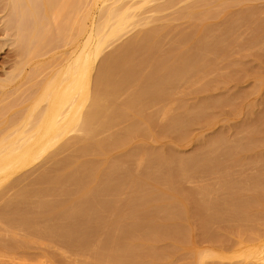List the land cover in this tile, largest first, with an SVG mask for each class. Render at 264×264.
I'll list each match as a JSON object with an SVG mask.
<instances>
[{
	"label": "rangeland",
	"instance_id": "rangeland-1",
	"mask_svg": "<svg viewBox=\"0 0 264 264\" xmlns=\"http://www.w3.org/2000/svg\"><path fill=\"white\" fill-rule=\"evenodd\" d=\"M68 3L72 4L71 1ZM199 3L201 5H199ZM94 7L92 19L99 18L96 16L100 13L97 12L98 6ZM69 8L68 5L67 11ZM65 9L64 7L63 11ZM190 10L193 13L188 15ZM67 11L64 13L67 14ZM134 11L137 13L136 15L139 16L138 19L140 18L139 23L137 21V25H135L136 23L128 25L124 31L121 33L119 32L121 35L118 33L106 41L101 50L102 52H100L99 57L97 56V59H95L96 61H94L95 68L100 64L104 56L113 55L116 58L118 54L120 59L117 57L118 60L115 59V61H124V65L120 63L121 67L118 66L119 64L115 67L113 63V68L116 69V72L118 71L119 73V68L124 66L126 72L127 69H129L128 71L130 74H128V72L123 73L125 70H123V72L121 70L123 75L126 74L134 77L142 71L145 73V76L147 75L146 79L150 80L149 83H156L154 81L158 79L157 77L160 78L162 74L165 77L166 74L163 72L169 71V73H171L172 70H174L172 68L175 67L178 68V70H181V68L184 69L182 65L186 62H182L181 59L183 56L184 58L186 56L188 58L184 59V61L191 59L190 61L193 63V57L196 58V55L198 54L199 56L200 54L195 53L196 47L194 46H196L198 42L199 46H197V48L200 50L199 47L203 45V41L195 40H202L205 34L208 36L210 34H216L215 37L210 35L213 38V40H211L214 41L216 37L218 39V36H220L218 40L221 43L217 40V46L214 47L213 44L216 42H213L211 47L213 46L212 48L214 49L211 50L215 52L213 54V51L209 52L211 54H207L208 58L205 57V59L207 58L206 60L202 59L204 64H201L202 62L200 63L201 68L200 66L198 67L200 68L198 72H200L197 75H193L191 71L192 77L188 72L189 77L192 78H188L189 80L187 79V81L184 79L183 81L180 80L175 83V86H173V88L176 87L175 89L170 88L171 86L162 87L164 89H172L171 96L168 94H163V96L159 94L158 92L161 88L159 85V91L157 88L158 86L156 87L155 85L154 88L152 87L149 89L150 87L147 86L149 83L143 78L145 77L144 74H141L143 75L142 81L144 80L142 83L145 84L146 82L147 84L145 85L149 87L146 88V90L149 89V95L150 92L152 93L154 91H152V89H156L158 92L157 94L156 92H154L153 95L151 94L154 97V101H147L149 104H145L146 106L144 105L143 111L142 108L141 110L140 108L135 110L138 106L134 107L135 111L133 109L131 110V108L129 110V108H125V106L124 111L127 110L128 113L123 115L122 113L124 112L120 111L119 114L121 117L118 116V114L115 115L113 119L114 124H116V116L119 119L116 125L111 122L112 126L110 125L111 127H109V129L111 128L110 130H112L111 132H117L120 129L122 132L124 128H128L129 125L137 124L136 128L135 125H133L134 127L131 126L133 127L132 133H129V135L127 134V136L124 135L125 138L123 140L121 139L117 144L116 142L114 145H112L113 143L109 145L105 144L106 148L104 145L102 147L104 150L99 151L100 153L102 152L101 154L99 152H93V154L90 153L91 156L87 154L85 156L81 155L80 157L75 149L81 148L82 145L80 144L83 142H75L77 144L73 143L74 146L71 144L68 150L61 151V154L58 152L59 154L54 158L56 159L55 162H52L51 159H45L47 153L53 150V148H51L44 155L34 160L30 166L28 165V167L26 166L18 170L3 181L4 183H1L2 186L0 185V264H103L102 262L104 260L107 264H256L258 259L264 254V0H151L146 3V6H142V8L140 7V9ZM94 12L97 13V15ZM185 13L187 14L185 15ZM236 17L238 20H235ZM59 19L60 17L58 20ZM58 20L57 22L60 21ZM198 24H207L206 28L203 29L204 31H201V33L198 32ZM50 25L48 29L53 27V31V29H55L54 24L52 27ZM208 27H211V29L209 30ZM153 28H156L157 35H161V33L158 34L159 31L163 33V37L165 36L164 38H160V35L157 36L156 32L152 34V36L155 35L154 37L156 40L158 37L160 41L163 39V41L160 42L162 43L161 46L163 45L162 49H160L161 47L159 46L160 48H158L157 51V47L150 45L152 41L149 40V38L151 39L152 37L150 36L151 34L149 35L150 37L140 42L141 45H133L132 47L129 41L136 33L138 35L141 32L144 33V31L145 33H151V29L153 30ZM162 28L163 30H161ZM169 28L171 30H169ZM50 32L51 30L47 32L48 34L44 39L40 40L41 42L43 41L42 43L40 42L39 44V41H36V48H38V45H41L39 47L40 50L37 49V56H33L34 54H32L36 52L33 50V46L35 45L31 46V50H33L32 53L24 51V54L26 53L25 56L31 54V56L34 57H32L33 59L28 55V57L22 54L21 56L19 55L20 50L18 49V44L15 42L16 36L12 31L11 33H13V35L11 34L9 37L6 36L7 38L0 32V99H2L0 100V135L1 133H5L4 130L6 128L8 130L10 124L13 126L15 124V128L12 127V129H16L17 126L20 125L23 121V117L31 108L44 80L60 66L62 61H65L69 49H72L71 44L67 43V46H65L66 44L64 45V43H61L60 38H57L58 40L56 39L58 42H56V40H52L51 42L50 40L53 38L48 40L49 36L51 37V34H53H49ZM197 33L200 37H198ZM195 34V37L198 39L193 36ZM183 35L187 37L185 38ZM54 37L56 38L58 36ZM45 39H47L46 43ZM174 39L175 41H173ZM169 41L172 43L170 44ZM147 43H150L149 45L152 48L147 45ZM119 47L122 48L119 49L121 51L120 56V51L115 54V51H118ZM43 48L45 50H42ZM38 50L40 52H38ZM200 52L203 54L202 49ZM125 54L127 56H125ZM190 55L191 58H189ZM153 56L154 59L157 57L155 61L158 59V61L155 62L156 66L151 63L152 61L150 62ZM62 57L64 60H62ZM190 61H188V64H190ZM174 71L177 70L175 69ZM126 75L125 77H127ZM194 76L196 77L194 78ZM199 76L202 78H199ZM150 77L155 79L151 81L152 79H150ZM144 84L142 85L143 88L145 86ZM129 90L123 92L121 95L122 97L124 95L123 98L120 96L122 104L123 102H127L125 98ZM146 90L143 91L147 93ZM2 92H4V95H2ZM167 92L169 91L164 93ZM157 95L158 97H155ZM144 98H141V100ZM147 98L143 100L144 103L146 100H149ZM155 98H158L156 102ZM40 105L41 106H39L37 110L43 106V103H40ZM139 106L141 107V104ZM196 106L199 107V111ZM193 107L195 109H193ZM134 112L136 113L134 114ZM137 112L140 113L138 114ZM179 112H185L186 116H190L187 117V119H190L187 120L185 118V121L183 118L184 126H178V128L172 127L173 129H171V126H166L168 125L167 121L170 119L171 115L173 116L176 114V116H178L181 114ZM184 114L181 115L183 116ZM180 117L178 116V118ZM172 118H175V116ZM108 130L107 133L110 132V130ZM9 131H11V128ZM103 134L106 135L105 133ZM103 134L97 135L94 137V140H96V138L99 139ZM77 135H79L78 131H73L68 133L63 138L64 140H62L64 142H72V138ZM219 138L221 139V143L219 142ZM215 139H218L217 143H220V150L215 154L210 153L213 157L215 155L216 159H213L206 150L210 142ZM85 144L87 145L88 143ZM76 145H80V147ZM86 145L83 143V146ZM144 150L146 154L140 157V152L144 153ZM206 153H208V157ZM161 155L170 159L174 157L173 162L180 159L178 157H184V159L188 160L191 159L190 162L200 159V165L202 163L201 161L205 162V165L202 163L203 167H201L202 165L200 166L201 169L198 168L200 171L199 173L197 169V173L194 171V175H191L189 178L188 176L185 178V176L184 180L183 178L182 180L178 179V172H175L176 169L174 170V168L176 167H174L175 165L173 166V164L165 171L169 173V175L172 173L173 177L170 175V181H172L174 177H176L178 181L174 178L172 182H166V180L162 178L165 181V184H163L162 179H157L158 181L155 179L157 183L159 181L162 182L158 184L160 187L163 186V189L166 187V190L170 193L173 194L175 192L174 194L180 197L179 199L182 206L179 199H176L178 203H176V200H174V203L171 201L170 203L172 204H169L170 206L168 204L163 206V203H159L161 207L157 206L156 209V205H150L152 200L155 199V197L154 199L152 198V194L154 195L156 190L152 189L150 191L152 186H149L150 188L146 186L142 188V191L145 189L146 191H144V194H149L144 195L145 197L142 198L143 201L145 200L149 203L146 202L145 204L143 202L145 207L140 208V205L142 207L144 204L139 202V206L137 205L136 199H141V192L139 193L140 197L136 192L141 191L139 190L141 188L137 191L135 189L136 192H132L131 188L128 189V192L125 189L124 192L120 194V202L115 210L108 214V221L106 223L109 226L106 224V226H108V228L105 227L107 228L106 233H99L100 235H97L99 229H101V224H105L102 223L104 219H101V214L91 215L90 219L88 218L87 221H85L86 218L84 219L83 222H85V225L82 224V229L84 226L85 235L81 234L82 237L79 235L80 238L77 237V241L73 239L74 242L70 241L68 243L64 242L65 239L44 231L28 232L26 230L27 232H25V229L22 230L16 221L17 224L14 222V225L13 223L10 225L6 223L7 216L17 219L19 216L17 212L19 208L23 206L19 204L21 206L18 205V209L13 205H9L8 207L3 206L6 200L11 198L15 192L23 189L22 186L24 188H29L28 186L30 183V189L34 187L43 189L48 186L47 183L41 182L40 184L38 181L40 180L39 174H41V172L44 173V171H46L47 175H45L47 177L49 176L48 178H53L51 176L55 177L56 175L62 178L66 175V172L68 173L71 168L73 169L75 167L79 159L80 161L81 159H88L89 162L95 159L97 162L94 160L95 162H91V164H98L102 169L106 168L110 163L109 161L122 159L121 162L124 161L123 164H126V167L129 166V168L130 163L134 160L135 163H132L130 170L133 168V171H137V169L140 168L139 172H136L138 174L146 170L142 162H145L147 158L152 159V157H155L152 160L154 161ZM71 156L72 158H70ZM201 156L204 159L206 157V160H202L203 158ZM137 159H140L141 163H139ZM58 160H60L61 163L58 162ZM99 160L100 162H98ZM49 161L51 162L48 163ZM147 162L146 164H148ZM136 164L140 165L139 168ZM34 168H37V171ZM170 169L174 170V172H171ZM88 171L89 170L86 172L82 171V179L88 177V175H86ZM165 171L159 172L164 174ZM201 171H203L202 173L204 176L201 174ZM26 172H28L27 174L29 177ZM194 172L191 173L193 174ZM156 173L157 172H155L154 175L158 176L159 173ZM161 173L160 176L163 175H161ZM84 174L86 178L83 177ZM24 175L27 177L25 178ZM45 175L41 174V176ZM153 176L152 178L155 177ZM212 176H214L213 178L217 177L215 179L216 181ZM18 177L20 179H18ZM79 177L80 174L79 176L76 175L74 177L75 182L70 181L69 183L67 182L69 180L63 181L62 183L64 179L62 178L60 182L61 186L60 183H58L59 190L57 188L56 192L58 197L55 194H48L47 199L50 201L54 197L53 202L58 203V201L61 200L65 201L71 197H77L80 192H78L77 188L74 189V186L72 188L70 185L76 182L80 183L78 181ZM156 178H159V176ZM207 178L210 179L208 180ZM14 179H18L17 184L11 185ZM186 179L189 180L187 181ZM194 180L199 182V184ZM30 181H34L35 185H33L34 182L32 183ZM80 181L82 182V180ZM200 182H205L204 184L206 187H209V190L212 188L210 193L208 192L210 197L213 198L214 195L213 199L217 198V204L213 205L215 211L213 208H209V210L213 211V213L211 212L212 215L209 213L207 214V212L210 211H206L204 206L203 209L202 203L200 204L199 202V195H201V193L198 192V195L197 190L202 188L200 190H206L205 192L207 193L208 189V187L203 189L204 184ZM207 182L210 185H207ZM166 183L172 186L168 184L169 187ZM194 184H196V186ZM200 184L201 187L199 186ZM32 185L33 187H31ZM220 186H223V188ZM14 187H18V189L16 190ZM215 188L217 190H215ZM32 191L33 190L30 192L33 193ZM151 192L152 194H150ZM211 192H213V194H211ZM214 192H217V194ZM71 193L72 195H70ZM73 193H75V195H73ZM49 195H52V198ZM141 195L143 196V193ZM55 196L57 200H55ZM155 196L157 199L158 194H155ZM28 197L31 202H26L24 204L32 208L37 198L32 194ZM121 197L123 198L121 199ZM133 199L134 204L132 203ZM129 200L132 201L130 202ZM63 201H61V203ZM216 202L214 201V203ZM34 207L35 206H33V211L36 209V207L35 209ZM165 207H167V209ZM4 209L7 211V213L3 212L5 215L2 213ZM36 210L35 212H39L40 209ZM45 210L43 209L42 212ZM46 212L49 211L46 210L45 213ZM161 212L163 213L161 214ZM14 213L18 216L16 217ZM104 213L106 214V212ZM114 227L117 229H113ZM110 231H112L111 234ZM109 245L111 246L109 247ZM111 247L113 248L111 249ZM257 247H259V250H256ZM109 250L110 254L108 255ZM106 256H109L110 259L106 258Z\"/></svg>",
	"mask_w": 264,
	"mask_h": 264
},
{
	"label": "bare ground",
	"instance_id": "bare-ground-1",
	"mask_svg": "<svg viewBox=\"0 0 264 264\" xmlns=\"http://www.w3.org/2000/svg\"><path fill=\"white\" fill-rule=\"evenodd\" d=\"M69 1H71L72 4L68 3ZM69 1L68 0H0V22H1L0 32L2 33V35L4 37H6V36L9 37V35H11V34L13 35V33L15 34V36H16L15 42H16V44H18L17 46H18V49L20 50V54H19L20 56H21V54L25 56L26 53L24 54V51L27 53H32L33 50L36 51V52L32 53V54H34L33 56H35V55L37 56L38 55L37 49H39V47L41 45H38V48H36V41L37 42L39 41L38 43L40 44V42H41L40 40L44 39L48 34L47 32H49L50 30H51V32L49 34H51V33H53V34H51L52 35L51 37L49 36L48 40H50V38H53L50 40L52 42V40L54 41L57 38L58 39L60 38L61 43H64V45L66 44L65 46H67V43L71 44V46H72V49L71 48H70L71 50L69 49L70 52L68 51V53H67V57H65V61L64 62L62 61L63 63L61 62L60 66H58L53 71V73H51V75L48 76V78L46 80H44V82L40 86L39 92L37 93V96H36L35 100L33 101L31 108L28 110L26 115L23 117V121L19 125L20 127L17 126L16 129H12V127H14L15 124H14V126L12 124H10V126L8 127V130L6 128L4 130L5 133H1V135L3 134L2 136L0 135V185L1 186L4 183L3 181H5L11 175L16 173L18 170H20L26 166L28 167V165L30 166V164L33 163L34 160H36L39 157H41L42 155H44L51 148H53V150L50 151L49 153H47L45 159H48V160L51 159L52 162H55L56 159H54V158H56V155L59 153L61 154V151L68 150L70 145L75 143V142H78V143L83 142L84 145H86L85 143H88L86 146H83V143H82V144H80V145H82L81 148L75 149L77 151V153H79V156L81 157V155H83V156H85L87 154L90 155V153L93 154V152H99V151L104 150L102 147L105 144L109 145L110 143L111 144L113 143L112 145H114L115 142L117 144V142L121 141V139L123 140L125 138L124 135L127 136V134L129 135V133H132V131H133L132 129L134 127L133 125H135V128H136L137 124L133 120V122L135 124H133V122H132L133 125H129L128 128H124V130L122 132L120 131L121 129L118 130L119 132L118 131L117 132H115V131L111 132L112 130H110L111 128L109 129V127L112 126V123L114 124L113 119H114L115 115L118 114V116H120V114H119L120 111L124 112V113H122L123 115L125 113H128L127 110L124 111L125 108H127V107L129 108V110H130V108H131V110L132 109L134 110V107L138 106L135 110H138L139 108L141 110V108H142V111H143L144 105L149 104V103H147V101H149V102L154 101V97L152 95L154 92H156V94H157V92L159 91V86L161 88L163 86H166V87L171 86L170 88L175 89L176 87L173 88V86H175L174 85L175 83L179 82L180 80L183 81L184 79L187 81L188 78L191 79L193 77V75H197L200 72V71L198 72V70H200L201 64H204V61H202V59L206 60L208 58L207 54H211L209 52L213 51L212 54L215 52L214 50H211V49H214V48H212L213 46L214 47L217 46V40L220 37L217 35L218 39L216 37V39H214V41H212L213 38L211 36L215 37L216 34L215 35L210 34L211 36L210 35L208 36L207 34H205L203 36L202 40L196 38L195 37L196 34L193 35L196 39H198L195 41H201V42L203 41L202 42L203 45H201L199 47L200 50L197 48V46H199L198 42L196 43L197 45L194 46V47H196V49L194 48L196 50L195 53H200V54L198 56V54L196 55L194 53L197 56L196 57L193 54L196 58H194L192 55V57H193L192 62L193 63H191V61H190L191 59L184 61V59H188V58H187V56L185 58L183 56L181 60H182V62H186V63L185 64L182 63L183 65L181 64L182 67L184 68V69H182L180 67L182 71L180 69H179L180 70L179 71L178 68H176V67L172 68L174 70L176 69L177 71L172 70L171 73H169V71L163 72L164 74H166L165 77L163 76V74L162 75L160 74L161 75L160 78L155 76L158 78L156 81H154L156 83H153V82L149 83L150 80L146 79L147 75L145 76V73L142 71H141V73L139 72L140 74H137L134 77L126 75V74H124V75L122 74L123 70H125V67L123 66L124 61L123 60H122L123 62H121L120 60L115 61V59H117V57H118L117 52L120 51L119 49H122L120 47L118 48V51L117 50L115 51V54H117L116 58L113 55L104 56L102 58L100 64L97 66V68H95L96 66H94V61H96L95 59H97V56L99 57L100 52H102L101 50L103 49V46L105 45L106 41L111 39L113 36H115L119 32L121 33L122 31H124V29H126V27L128 25L135 24V23H136L135 25H137L139 23L140 18L138 19L139 16L136 15L137 13H135L134 10L140 9V7L142 8V6L143 7L146 6V3H148L151 0H127V1L126 0H73V1L69 0ZM66 5H67V7H66ZM68 5L70 8L67 11ZM199 5H201V4L199 3ZM94 6H98L97 12L98 13L100 12L101 14L99 13L98 16H96L97 13L94 12L96 14L95 16L99 17V18H95V19L93 18L92 19V14H93V10H94L93 8H95ZM64 7L66 9L63 11ZM194 7H195V5H194ZM82 8H83V10H82ZM187 10H188V8H187ZM66 11H67V14L64 13ZM191 13H193V12H191V10H190V13L188 15H190ZM186 14L187 13H185V15ZM62 15H63V17H62ZM59 17H60V19H59L60 21L58 20ZM57 20L59 22H57ZM235 20H238L237 17L235 18ZM137 21H138V23H137ZM53 24H54L55 29H53V31H52V28H53L52 25ZM49 25L52 27V28L50 27L51 29H48ZM168 25H169V23H168ZM206 26H207V24L206 25L200 24L199 27L197 28L198 32L201 33V31H204L203 29H205ZM211 27L210 28L208 27L209 30L211 29ZM47 29H48V31H47ZM161 30H163V28ZM169 30H171V29L169 28ZM11 31L13 33H11ZM148 31H150V30H148ZM154 32H156V28L155 29L153 28V30L151 29V33H149V32L145 33V31H144V33H142V32L139 33V35L136 33L137 35L135 34L136 36L134 35L129 42L131 43L132 47H133V45L134 46L138 45V44L141 45L140 42L147 39L148 37L152 36V34ZM211 32H213V31H211ZM159 33H161V35ZM158 34L160 36L157 35V32H156V35L159 36L160 38L165 37V36L163 37L162 32L158 31ZM166 35H167V32H166ZM54 36H58V37L55 38ZM154 36L155 35H153L152 37H154ZM152 37H151V39L149 38V40H152L151 44L147 43V45H149V44L151 46L154 45V47H157L156 48L157 51H158V48H160V47H161L160 49H162L163 45L161 46L162 43H160V42L163 41V39L160 41L159 37L157 40L155 37L154 38H152ZM198 37H200L199 34H198ZM166 38H167V36H166ZM153 39H155V40H153ZM46 40L47 39H45V43H46ZM57 40H56V42H58ZM173 41H175V39ZM172 42H170V44ZM213 42L214 43L216 42V43L213 44ZM218 42L221 43L219 40H218ZM59 44H60V42H59ZM212 44H213V46L211 47ZM33 45H35V46H33ZM31 46L34 47L33 50H31ZM47 46H48V43H47ZM142 46H143V43H142ZM44 47H45V45H44ZM55 47H56V45H55ZM153 49L156 50L155 48H153ZM201 49H202L203 54H201V52H200ZM39 50H38V52H40ZM42 50H45V49L43 48ZM150 51H152V50H150ZM120 54H121V51L119 53V56H120ZM28 56H30V58L33 57V56H31V54H29ZM125 56H127V55L125 54ZM210 56H212V55H210ZM205 57H207V58L205 59ZM189 58H191V55ZM27 59L30 60L29 58H27ZM155 59L153 56V58H152V60H150V62L152 61L151 63H153L156 66L155 62L158 61V59L156 61H155ZM62 60H64L63 57H62ZM132 60H134V59H132ZM188 61H190V64H188ZM116 62H118V63H116ZM113 63L115 64V67L118 64H119L118 66L121 67L120 63L121 64L123 63L122 66L124 68L122 67L123 68L122 69V68L118 67L119 68V73H118V71L116 72V69L113 68ZM134 63H136V62H134ZM137 64H139V63H137ZM199 66H200V68H198ZM127 67H128V65H127ZM121 70H122V72H121ZM128 70L129 69H127V72H128V74H130ZM196 70H197V73H196ZM93 71H94V73H93ZM160 71H159V73H160ZM191 71L193 72L192 73L193 75L191 74ZM125 72H126V70L123 73H125ZM188 72L192 75V77H189ZM120 73H121V75H120ZM141 74H144L145 77H143V75H141ZM155 74H157V73H155ZM186 74L188 75V77ZM125 75L128 78L125 77ZM185 76H186V78H185ZM142 77L144 79H146L147 83H149V84H147L145 82V84H147V86H149L150 88L147 87L144 83H142L144 81V80L142 81V79H143ZM195 77L196 76H194V78ZM199 78H202V77L199 76ZM199 78H198V80H199ZM150 79H152V78L150 77ZM154 79H152L151 81H153ZM143 84L145 85L144 86L145 89L142 86ZM154 85L156 87L159 85L157 87L158 91L156 89H152V91L153 90L154 91L152 93L150 92V95H149V89H151L152 87L154 88ZM146 88H149V89L146 90ZM161 88H160L161 93H160V91L158 93L162 94V96H163V94H166V95L168 94L169 96L172 95L171 94L172 89L170 90L169 88H165L166 89L165 90L164 88H162V90H163L162 91ZM127 90H129L127 93V97L125 96L126 97L125 100L127 99V102H125V103L123 102V104H124L123 105L122 102L120 101V96L123 94V92H126ZM143 90H146L147 93ZM166 91H169L170 93L169 92L164 93ZM124 94H126V93H124ZM2 95H4V92H2ZM147 95H149L150 97L152 96L153 98L152 97L150 98ZM0 96H1V94H0ZM144 96H145V98H144ZM123 97H124V95H123ZM147 97H149V98H147ZM155 97H158V95ZM141 98H144V99L147 98L149 100H146V102L144 103L143 102L144 99L141 100ZM150 99H153V100H150ZM156 99H158V98H155V102H156ZM0 100H2V99H0ZM40 103L41 104L43 103V106L40 107L39 110H37V108L39 106H41ZM140 104H141V107L139 106ZM194 107H193V109H195ZM161 108H160V111H161ZM164 108H165V106H164ZM198 108L199 107H197V110H198ZM200 108H201V106H200ZM135 113L136 112H134V114ZM179 113L184 114L185 112L184 113L179 112ZM138 114H136V115H138ZM142 115H143V112H142ZM180 115H178V116L180 117ZM173 116H175V118H172ZM173 116L171 115L170 119L168 118L169 122L167 121L168 125H166L169 127L171 126V129H173L175 127L178 128V126L183 127L184 126L183 123L185 121V118L187 119V117H190V116H186V113L183 115L184 117L181 115L180 118H178V116H176V114H174ZM116 118L117 119L115 120V123L117 124V120L119 118L117 116H116ZM183 118H184V121H183ZM180 119H182V120H180ZM188 119H190V118H188ZM139 121H140V119H139ZM185 123H187V122H185ZM116 124H114V125H116ZM114 125H113V127H114ZM131 126H133V127H131ZM10 128H11V131H9ZM108 129L110 130L111 133L110 132L107 133ZM147 129H149V128H147ZM73 131H78L79 135H77L75 137L71 136V137H74V138H72V140H73L72 142H69V141L64 142L63 138L68 133L73 132ZM103 133H105L106 135H104ZM99 134H101V135L103 134V136H101V137L99 136L100 137V138L98 137L99 139L96 138V140H94V137H96ZM220 138H222V137H220ZM220 138H219V142L221 143ZM217 141H218V139L212 140L210 142V144L207 146L208 149L205 148V149H207L206 152H208L209 155L213 159L215 158V155L213 157L211 154L212 153L215 154L220 150V148H219L220 143L219 142L217 143ZM75 144H77V143H75ZM80 145H76V146L80 147ZM72 146H74V144ZM222 146H223V144H222ZM105 148H106V145H105ZM227 150H228V147H227ZM70 151H72V150H70ZM136 152H138V151H136ZM145 152H146L145 150H144V153L140 152L141 153V154L139 153L140 157H141V155H145L146 154ZM71 153H73V152H71ZM208 153H206V156L208 155ZM219 153H221V152H219ZM130 154H132V153H130ZM96 155H97V153H96ZM203 155H205V154H203ZM59 156H61V155H59ZM70 158H72V156ZM153 158H155V157H152V159H150V158H147L146 160L144 159L145 162H142V163L144 164V168L146 170H145V172L138 173V174L136 172L137 171L139 172V169H140L139 164H136V165H138V168H139V169H137V171H133L134 170L133 168H132V170H130V168L132 167L131 166L132 163L133 164L135 163L134 160H132V163H130V168H129V166L126 167V164H123L124 161L121 162L122 159L121 160L118 159V160H114V161H109L110 163L106 166V168L102 169V168H100V166L97 163H96L97 165H94V163L91 164V162L96 161L95 159H94L95 161L91 159L92 160L91 162H89L88 159L87 160L81 159V161L79 159V162L76 163V165L73 169L72 168H71V170L68 169L69 172L70 171L71 172L70 173L68 172L69 174L66 172V175H64V177H62V178H64L62 180V183H63V181H67V180H69V181H67L68 183L70 181H74L75 180L74 177L76 175L79 176V174L81 177L82 171L86 172L87 170H89L88 171L89 173L88 172L86 173V175H88V177L86 178L85 177L86 175L84 174L83 177L86 179H82V177L80 179V177H79L78 181L80 183H77V182L72 183L73 185L71 184L70 186H72V188L74 186V189L77 188L78 192H80V193L75 198L71 197L70 199H66L65 201L61 200V201H63L62 203H61V201H58V203H54L53 202L54 197L53 198L51 197L53 194H55L57 196L56 192H57V188H58V183L61 182L62 178L60 176H57V175L55 177L51 176L53 178H48L49 176L48 177L46 176L47 175L46 171H44V173H42L41 171H43V170H41L40 171L41 174H43V175L46 174V175L41 176V174H39L40 180H38V179L37 180L40 182V184H41V182L47 183L48 186L43 188V189L35 188V187L33 189H30V184H31L30 183L28 186L29 188H24L22 186L23 189H20L17 192H15V194L11 198L6 200V203L3 206L8 207L9 205H13L17 209L19 208V206H21V205H23V206H21V208H19V210L17 212L19 216L14 213L16 217L18 216V218L14 219V217H10V216L8 217L7 216L6 217V219H7L6 223H8L9 225L13 223V225H14V222L16 221L18 223V226L22 230L25 229L24 230L25 232H27V231L28 232L29 231H34V232L44 231V232L56 235V237L59 236L62 239H65L64 242L68 243L70 241H73V239H76V241H77L78 238L82 237V235H85L84 226L82 229V224L85 223V222H83L85 218H86L85 221H87L88 218L90 219L91 215L101 214V219L102 220L104 219V222H102V223H105V224H101V227H100L101 229H99L98 234H97V235H100L99 233H101V234L106 233V231H107L106 229L109 226L106 223L108 221L107 220L108 214H109V212H112L115 210L116 206L120 202V194L122 192H124L125 189L128 192L129 191L128 189L131 188L132 192H136L139 188H141V189H139L141 191L136 192V193H138V196H139V193L141 192L140 193L141 197L139 196L141 199H136L137 200L136 203L138 205L139 202L142 204H144V203L146 204L147 201H145V200L143 201L142 197H145L144 195L149 194V193L144 194L145 193L144 191H146V190L144 189V191H142V188L143 187L145 188L146 186L147 187L152 186L153 188L151 187L150 191L152 189H155L156 192L154 190L153 191L155 192L156 195L158 194V196L156 199L155 194L153 195L152 192L150 193V194H152L153 199L155 197V199L152 200L150 205H156L155 208L157 209V206L161 207V206H159V203L160 204L163 203V206L164 205L166 206L167 204L168 205L172 204V203H170L171 201H173V203H174V200L180 198L174 194L175 192L172 194L168 190H166L167 189L166 187L163 189V186H161L162 187L161 188L158 184L161 181H159L158 183L156 182L157 179L160 180L162 178L165 179L166 182L170 181V175H171V177H173V176H172V173L169 175V173H167L165 171L166 169L170 168V166H172V164H173V166L175 165L174 167H176V168H174V167L173 168H174V170L176 169L175 170L176 173L178 172L177 173L178 179L182 180V178H183V180H184L185 178H187V176L189 178L191 175H194L195 174L194 171H196V173H197V169L198 168L201 169V167H203L202 163L205 165V162L201 161L202 162L201 163L202 166H201L199 163L200 159L195 161V160H193V156H192V160L194 162L193 161L190 162L191 159L190 160L184 159V157H182L183 159L181 157H178L180 159H177L174 162H173L174 157H172V159H170L168 157L161 155V156H158L156 158V160L152 161ZM188 158H191V157H188ZM140 159H137L139 163H141ZM194 159H196V158H194ZM202 160H206V157H205V159L203 158ZM209 160H211V159H209ZM147 161H149V162H147ZM50 162L51 161H49L48 163H50ZM58 162H60V160H58ZM98 162H100V160ZM146 162L148 164H146ZM105 164H107V163H105ZM42 165H43V163H42ZM58 168H60V167H58ZM61 168H62V166H61ZM35 170L37 171V168ZM84 170H86V171H84ZM163 170L165 171L164 174L159 172V171H163ZM174 170H171V172L172 171L174 172ZM40 172H38V173H40ZM155 172L159 173V175H158L159 178H156L158 176L154 175ZM191 172H194V173L192 174ZM199 172L200 171L198 169V173ZM202 172L203 171H201V174H203ZM27 173L28 172H26V174ZM160 173H161V175L162 174L163 175L160 176ZM24 176H25V178L27 176L29 177L28 174H27V176L26 175H24ZM40 176H41V178H40ZM152 176L154 178H152ZM203 176H204V174H203ZM59 177H60V179H59ZM213 177L214 176H212V178ZM174 178H176V177H174ZM174 178L172 179V181L174 180ZM216 178H213V179L215 180ZM18 179H20V178L18 177ZM18 179H14L11 185L17 184ZM207 179L209 180L210 178H207ZM76 180H77V177H76ZM80 180H82V182ZM176 180H177V178H176ZM196 180H197V178H196ZM196 180H194V181H196ZM221 180H223V179H221ZM19 181L23 182L22 180H19ZM172 181H170V182H172ZM198 181H199V179H198ZM30 182H32V181H30ZM162 182H163V184H165L164 180ZM179 183H180V181H179ZM197 183L199 184V182H197ZM200 183L204 184L205 182H200ZM168 184L169 183H166V185H168ZM196 184H194V185L196 186ZM219 184H220V181H219ZM19 185H21V184H19ZM33 185H35V182ZM33 185L31 187H33ZM204 185H203V189H206L208 186L206 187V185H205V187H204ZM207 185H210V184L207 182ZM60 186H61V183H60ZM170 186H172V185H170ZM199 186L201 187V184ZM217 186H219V185H217ZM211 187H213V186H211ZM220 187L223 188V186H220ZM14 188H16V190L18 189V187H14ZM216 188H219V187H216ZM216 188H215V190H217ZM67 189H68V187H67ZM135 189H136V191H135ZM200 189H202V188H200ZM200 189L199 190L195 189V190H197L198 195H199V193H201V195H199L200 201L199 200L198 201L200 202V204L202 203V208L204 206L206 208V211H207V210H209V208L210 209L213 208V205L217 204V202H216L217 198L215 197L216 199H213L214 195H213V198L209 196L210 195L209 193L212 190V188L209 190V187H208L207 193L205 192L206 190H200ZM31 190H33L32 191L33 193L30 192ZM58 190H59V188H58ZM147 190H149V189H147ZM215 190H213V191H215ZM171 191H173V190H171ZM64 192H63V194H64ZM147 192H149V191H147ZM217 192L216 193L214 192V193L217 194ZM30 193L32 195H34V197L37 198L36 201L34 202L33 206H35L36 209H40L39 212H35V211H37L35 209V207H34L35 211H33V206L31 208L29 206H26V204H24L26 202H31V201H29V197H28L29 195H31ZM142 193H143V196L141 195ZM48 194H52L51 196L50 195L49 196L52 198V199L51 198L50 199L52 200L53 203L51 202V200L49 201V199H47ZM60 194H61V192H60ZM68 194H69V192H68ZM211 194H213V192H211ZM70 195H72V193ZM73 195H75V193H73ZM56 196H55V200H57ZM0 197H1V194H0ZM122 198L123 197H121V199ZM124 198H126V197H124ZM30 199L32 200V197ZM214 201L216 203H214ZM179 202L181 203L180 199H179ZM132 203L134 204V199H133ZM136 203H135V205H136ZM147 203H149V202H147ZM176 203H178V201ZM19 204H21V205H19ZM145 204L142 207L140 205V208L145 207ZM135 205H133V206H135ZM181 206H182V203H181ZM165 208L167 209V207H165ZM214 208H213V210H214ZM43 209L44 210L46 209L49 212L45 213L46 210L42 212ZM162 209H163V207H162ZM162 209L160 208L161 211H162ZM0 210H1V208H0ZM209 211L210 212H207V214L209 213L212 215L213 211L212 210H209ZM3 212L7 213V211H5V209L2 211V213ZM104 212H106V214ZM5 213H3V214L5 215ZM93 213H95V214H93ZM162 213L163 212H161V214ZM11 214H12V211H11ZM215 214H213V215H215ZM119 215H120V213H119ZM167 215H169V214H167ZM216 218H217V216H216ZM105 219H106V221H105ZM3 224H5V223H3ZM106 224L108 226H106ZM4 227H5V225H4ZM6 227H7V225H6ZM11 227H13V226H11ZM105 227H107V228H105ZM115 227L113 229H117ZM111 232L112 231H110V234H111ZM27 234H29V233H27ZM36 234H38V233H36ZM38 235H35V236H38ZM42 235H43V233H42ZM79 235H81V236L79 237ZM50 236H52V235H50ZM111 242H112V240H111ZM111 242H110V244H111ZM110 246L111 245H109V247ZM113 247H111V249ZM250 248H253V247H250ZM256 250H259V247H257ZM250 251H247V252L251 253ZM109 254H110V250H109L108 255ZM106 258L110 259L109 256H106ZM106 258H104V259H106ZM104 261L102 262L103 264L106 263ZM258 261H259V263H258ZM258 261L256 262V264H264V254L258 259ZM250 264H252V263H250Z\"/></svg>",
	"mask_w": 264,
	"mask_h": 264
}]
</instances>
